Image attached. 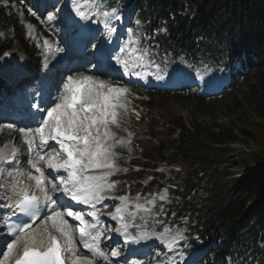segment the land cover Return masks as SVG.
Listing matches in <instances>:
<instances>
[{
    "label": "trees",
    "instance_id": "1",
    "mask_svg": "<svg viewBox=\"0 0 264 264\" xmlns=\"http://www.w3.org/2000/svg\"><path fill=\"white\" fill-rule=\"evenodd\" d=\"M104 3L130 6L133 28L157 56L170 63L213 73L230 71L233 81L247 70L257 72L261 90H253V95L258 99L259 121L246 120L245 127L225 125L216 131L201 122L187 123L183 115L166 107L174 95L151 89L142 97L136 96L131 122L137 156L130 163L141 169L130 167L116 179L118 192L158 190L163 185L161 180L174 185L166 208L193 246L209 253L205 264H264V199L253 207L261 196L255 184L236 181L233 151L224 147L236 143L237 134L241 140L256 144L262 153L252 154L248 161L262 166L255 182L264 185V0ZM9 25L13 37L0 40V53L13 47L26 55L28 66L38 68L39 59L25 40L20 20L13 18ZM155 95L163 98L160 106L152 103ZM197 99L203 103V97ZM158 166L169 167V174L155 171Z\"/></svg>",
    "mask_w": 264,
    "mask_h": 264
},
{
    "label": "snow or ice",
    "instance_id": "2",
    "mask_svg": "<svg viewBox=\"0 0 264 264\" xmlns=\"http://www.w3.org/2000/svg\"><path fill=\"white\" fill-rule=\"evenodd\" d=\"M99 14L105 18V21L121 18L116 14L115 9ZM77 15L82 19L85 18L79 8H77ZM110 31L114 33L116 29L112 27ZM45 45L50 47L47 41ZM130 45L131 41L120 48V53L125 54ZM134 51L135 60H141L143 53L138 50ZM113 59L123 68L124 74L135 75L142 80L148 79L150 73L137 70L141 66L139 64L132 66L134 61L131 59H126L121 55ZM100 67L102 71H108L111 65H100ZM155 78L162 80L163 76L156 75ZM129 92L130 89L126 87L113 86L98 77L69 75L63 83L59 96L51 101L52 106L43 110L46 115H43L40 109L33 114L34 119L36 115L40 116L39 127L19 129L29 153H34L39 160H44L41 150L50 140L59 145L60 151L48 157L46 169L39 167L33 159L28 160V164L36 173L34 175L29 172L28 179L35 182V187L42 194V199L29 192L27 186L21 187L23 181L14 180L12 183L13 189L19 188V199L15 207L32 223L25 222L18 217L19 223L7 224V235L13 239L6 243V250L0 249V255L3 257L0 259V264H7L8 259L21 243H23V250L15 259L14 264H95L96 257H102L105 264H112L109 254H106L99 246L101 233L97 231L94 235L93 230L100 223L96 205L106 198L105 194L114 189L117 183L110 179L120 171L116 163L119 154L115 149L130 142L123 137H117V133L112 130L113 127H121L122 116L127 112L125 100ZM128 135L130 137L132 133L129 132ZM37 136L40 138L39 144L36 143ZM15 159L16 152L13 150L11 157L0 156V165H11ZM46 170H49L47 176L45 175ZM3 171L5 169L0 166V172ZM52 171H55L57 175L53 176ZM61 171L66 175H59ZM13 175V171L8 172V176ZM16 175L22 176L24 173L16 170ZM56 179L59 180V184L53 183ZM54 193H60V195L53 198ZM64 197H70L71 201L77 204L90 206L93 210L87 215L92 217L93 222L89 223L81 211H73L71 204L65 203ZM118 199L121 204L110 215L113 220L120 222V227L115 231L123 236L126 244H140L142 241L155 237L166 240L171 247L178 240L184 239L179 232L173 233L171 229L159 235L149 233L140 225L135 224L134 220L141 209L145 213H150L151 209L143 204L135 203L134 209L129 211V204L133 202L127 196H120ZM159 199L165 200L166 195H160ZM41 203L44 209H51L50 214L41 208ZM145 203L151 205L154 201ZM42 212L44 213L43 219H40ZM66 216L79 221L78 239L82 246L88 249L91 256L77 255V237L74 235L73 225L65 219ZM37 220H39L37 228L40 225L44 227L40 231H30ZM129 220L133 223L130 224ZM130 227L138 229L135 235L129 231ZM38 239L41 244L45 245L43 248L35 246ZM89 240L92 242L89 243ZM110 256L120 257L122 252L113 248ZM173 264H175L174 261Z\"/></svg>",
    "mask_w": 264,
    "mask_h": 264
},
{
    "label": "rangeland",
    "instance_id": "3",
    "mask_svg": "<svg viewBox=\"0 0 264 264\" xmlns=\"http://www.w3.org/2000/svg\"><path fill=\"white\" fill-rule=\"evenodd\" d=\"M99 2V0H98ZM0 4H3V6H6L7 8L10 7V12H14L15 14H22V12L19 10V6H17L13 0H0ZM103 6V5H102ZM104 7V6H103ZM129 14L126 12L125 17H128ZM122 17V18H125ZM3 23H0V38H4L7 33L6 24L2 25ZM44 26L52 27L53 22L46 23ZM28 31V29H27ZM28 37L31 41H36L33 39V35L28 31ZM127 36L129 40L120 41L119 46L120 48L128 45L131 41L130 47L126 50L129 54L135 55L134 50H138L141 53H143V58L146 60V71L148 73H159L160 76H163V79L161 80V83H158V81H154L156 84L162 88V92L166 93L170 91L174 94V96L167 100L166 107L169 109L172 113L177 115H183L187 123L194 121V122H201L206 124L209 128L214 129L216 131L221 128L220 126L225 125H235L237 127H245V121L246 120H254L259 121L258 119V113L256 112L258 110V99L256 96L253 95V90L258 89L261 90V87L259 85V76L257 72H251L247 75L240 77L236 81V88L228 90L225 94L219 92L218 94L204 96L203 103L199 104V101L197 97H190L188 98L187 91L194 88L195 85H201L203 82L201 77L202 74L199 72H190L185 68L178 69L177 71L173 70L172 74L166 75L167 73V67L164 66L161 61L154 58V56L150 53L149 50L143 48L140 44V41L136 37L133 32H128ZM127 41V42H126ZM119 52V51H118ZM145 66V64H144ZM204 75L208 78L211 74L209 72H205ZM0 76L4 77L3 74L0 73ZM192 76H194V79H190ZM226 82L229 83L230 78L229 75L226 74ZM9 79V78H7ZM29 80V79H27ZM151 85L149 83L147 86H130L128 84H120L116 83L117 87H130L132 90H146L148 86ZM13 85L11 83L10 87L8 88V91L12 93L13 91ZM6 90V89H4ZM206 90H200L198 93L199 95L204 94ZM217 93V92H216ZM0 97H2V93L0 94ZM127 95L125 104L128 108L127 104ZM163 102L162 96H155L152 99L153 105H161ZM126 124V121L124 120V116H122L121 119V127L115 128L113 127L112 130L117 133V137H123L126 142L123 146H118L115 151L119 154L118 159L116 161L117 166L119 169L121 167H124L128 161V158L131 155V152L133 150L131 145V140L133 137V132L131 131L130 127L127 128V130H123V125ZM234 127V126H233ZM132 133V135L129 137L128 133ZM236 130V134H237ZM238 141L236 143H230L224 146L225 148L231 149L232 155H234V159L231 162L232 166L234 167V170L238 172V178H235L236 181H246L249 184H255V190L257 193L260 194V199L255 201L253 203V207L257 206L260 202V200L264 199V185L261 183L255 182V174L262 170V166L257 163H251L249 162V157L252 154H260L262 151L259 149V147L250 142V141H244L241 140V137L237 134ZM130 149V151H129ZM123 164V165H121ZM117 173V172H116ZM115 173V174H116ZM240 189H243L241 186ZM132 198H135L136 203L144 202L146 198H141L137 196H132ZM155 216V215H154ZM174 231L182 233L181 230L178 228H175ZM183 236V235H182ZM184 237V236H183ZM190 248V245H188V249ZM201 254L202 253H194L193 257H198L199 264H201ZM206 258H209L208 254L205 255Z\"/></svg>",
    "mask_w": 264,
    "mask_h": 264
},
{
    "label": "bare ground",
    "instance_id": "4",
    "mask_svg": "<svg viewBox=\"0 0 264 264\" xmlns=\"http://www.w3.org/2000/svg\"><path fill=\"white\" fill-rule=\"evenodd\" d=\"M118 55H120V54H118ZM121 56H123L124 58H126V59H131L132 60V58H131V56L130 55H128V53L126 52L125 54H123V55H121ZM112 62L113 63H115V60L114 59H112ZM138 62V64L141 66V67H139V68H137V70H140V71H142L144 68H145V66H144V62H142V61H137ZM116 64V63H115ZM132 66H134V65H132ZM195 77L194 76H192L190 79H194ZM148 80L149 79H147V80H144V82L145 83H147L148 82ZM109 83H111V82H109ZM9 214H10V212H9ZM116 246L118 247L119 246V244H116Z\"/></svg>",
    "mask_w": 264,
    "mask_h": 264
}]
</instances>
